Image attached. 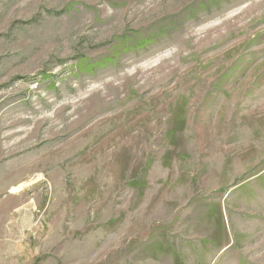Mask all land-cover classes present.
<instances>
[{
	"label": "rangeland",
	"instance_id": "374dc122",
	"mask_svg": "<svg viewBox=\"0 0 264 264\" xmlns=\"http://www.w3.org/2000/svg\"><path fill=\"white\" fill-rule=\"evenodd\" d=\"M0 264H264V0H0Z\"/></svg>",
	"mask_w": 264,
	"mask_h": 264
},
{
	"label": "bare ground",
	"instance_id": "6f19581e",
	"mask_svg": "<svg viewBox=\"0 0 264 264\" xmlns=\"http://www.w3.org/2000/svg\"><path fill=\"white\" fill-rule=\"evenodd\" d=\"M25 183H21V184H18L17 186H15L14 188H13V191H20L21 189H23V188H25Z\"/></svg>",
	"mask_w": 264,
	"mask_h": 264
}]
</instances>
